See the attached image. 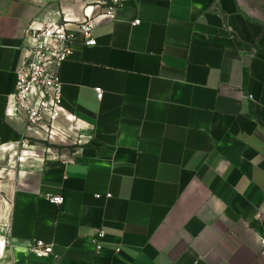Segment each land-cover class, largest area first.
Wrapping results in <instances>:
<instances>
[{"label":"crops","instance_id":"crops-1","mask_svg":"<svg viewBox=\"0 0 264 264\" xmlns=\"http://www.w3.org/2000/svg\"><path fill=\"white\" fill-rule=\"evenodd\" d=\"M97 4L0 0V264H264V0H128L115 22ZM89 17L68 113L26 126L10 109L31 30Z\"/></svg>","mask_w":264,"mask_h":264},{"label":"built area","instance_id":"built-area-1","mask_svg":"<svg viewBox=\"0 0 264 264\" xmlns=\"http://www.w3.org/2000/svg\"><path fill=\"white\" fill-rule=\"evenodd\" d=\"M128 0H98L101 9L99 17L106 21H117ZM137 21L134 25H138ZM98 25L97 18L89 17L78 25L76 33L68 32L65 26L50 24L33 28L30 38L33 45L29 50V57L16 73V85L12 95L11 114L21 119L26 126L38 128L49 133L56 130V124L67 114L64 106L63 83L61 69L74 53V46L81 42L86 47L97 46L94 30ZM99 100L104 97L101 88L95 90ZM25 147V146H22ZM19 162L26 159L31 150L21 149ZM48 201L55 206H61L64 198L48 196ZM104 237L99 232L94 238L97 252L102 251L100 244ZM29 253L39 259L53 254V247L45 242L36 240L28 248Z\"/></svg>","mask_w":264,"mask_h":264}]
</instances>
